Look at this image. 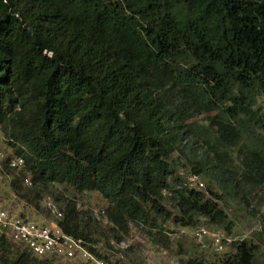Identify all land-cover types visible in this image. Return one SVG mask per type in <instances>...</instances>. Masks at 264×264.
Masks as SVG:
<instances>
[{
	"label": "trees",
	"instance_id": "1",
	"mask_svg": "<svg viewBox=\"0 0 264 264\" xmlns=\"http://www.w3.org/2000/svg\"><path fill=\"white\" fill-rule=\"evenodd\" d=\"M0 144L3 168L23 161L12 195L95 193L116 242L133 226L168 249L164 222L228 233L224 206L264 189V0H0ZM180 147L203 190L173 176ZM60 212V230L97 256L74 203ZM259 226L264 247V213ZM231 246L215 264L258 263L260 246ZM0 264L64 263L0 234Z\"/></svg>",
	"mask_w": 264,
	"mask_h": 264
},
{
	"label": "rangeland",
	"instance_id": "2",
	"mask_svg": "<svg viewBox=\"0 0 264 264\" xmlns=\"http://www.w3.org/2000/svg\"><path fill=\"white\" fill-rule=\"evenodd\" d=\"M212 115L213 113L201 114L193 118L191 122L202 126L206 123L207 117ZM0 149H2L1 144ZM179 149L170 157L174 170L173 176L175 177L184 176L190 170L186 157L190 158L191 155L188 154L187 148L180 147ZM193 149L197 155L207 151L206 146L199 137L195 139ZM2 153L3 157L7 156L4 149H2ZM15 174L16 172H9V174L7 172L6 179L9 180ZM198 181L205 188L207 185L205 179L198 177ZM30 190L31 187L29 185L22 186L21 192L28 195L30 203L23 198L20 200L16 196V199L11 198L7 183L4 182L0 185V196L6 198L4 202L9 207L15 208V214H22L27 221L37 224L54 220L46 208L47 203L55 205L59 211L63 210L66 203H74L78 219L82 226L85 225L88 239L92 240L91 243L88 242L89 247L95 251L97 256H94L101 264H179L180 261L193 257L215 264L220 259L231 255L233 253L231 243L239 241H249L254 245L260 246V256L257 264H264V247L257 239L260 227L259 215L264 213V207L258 204L260 200L261 204L264 203V198H262V196L264 197L263 188L252 193L248 199L249 205L247 207H242L235 202L224 206L226 222L230 226L228 233L223 227L209 225L203 220H200L197 227L193 229L173 227L169 222H164L161 227L163 233L168 236L170 241L168 249H163L160 245L154 244L152 237L146 234V231H150L152 234H154V231L133 226H129L128 233L121 236L120 241L116 242L113 239L114 234L109 230L101 215V210L105 203L95 193H77L64 185L51 184L43 189L35 188L38 191V199L36 200L34 194L29 192ZM213 191L216 190L213 189ZM34 204L37 205L36 208ZM165 207L170 209L168 203L165 204ZM170 211L173 215L175 214L173 210ZM200 227L204 228L206 234L200 240L195 241L192 233ZM215 238L219 240V244L222 246L219 251L216 250L214 245ZM6 239L16 244L8 237ZM225 239H229L230 243L226 244ZM120 244L127 245V247L120 249Z\"/></svg>",
	"mask_w": 264,
	"mask_h": 264
},
{
	"label": "built area",
	"instance_id": "3",
	"mask_svg": "<svg viewBox=\"0 0 264 264\" xmlns=\"http://www.w3.org/2000/svg\"><path fill=\"white\" fill-rule=\"evenodd\" d=\"M2 158L3 153L0 149V160ZM22 164V158L15 155L8 159L6 168H3L0 164V185L8 182V179H6L8 171L16 172ZM181 177H184V185L187 188L203 190V185L198 181L197 176L187 173ZM24 182L26 183L27 180L24 179ZM9 194L11 198H15L11 193ZM5 199V197L0 196V234L25 247L32 256L36 258L51 257L64 264H101L93 254L82 246L80 240L65 235L56 225V221L61 218V212L55 205L51 203L46 205L54 220L37 224L27 221L22 214H15V208L9 207L4 202ZM205 234L204 228L200 227L193 231L192 237L195 241H198ZM225 242L229 244L230 240L225 239ZM120 245V249L127 247V245ZM214 245L217 251L221 250L222 246L217 238L214 240Z\"/></svg>",
	"mask_w": 264,
	"mask_h": 264
},
{
	"label": "crops",
	"instance_id": "4",
	"mask_svg": "<svg viewBox=\"0 0 264 264\" xmlns=\"http://www.w3.org/2000/svg\"><path fill=\"white\" fill-rule=\"evenodd\" d=\"M45 223V222H44Z\"/></svg>",
	"mask_w": 264,
	"mask_h": 264
}]
</instances>
